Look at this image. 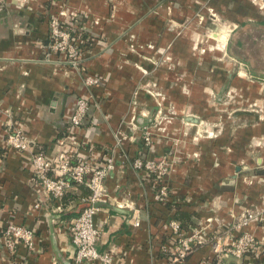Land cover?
Listing matches in <instances>:
<instances>
[{
    "label": "crops",
    "instance_id": "crops-1",
    "mask_svg": "<svg viewBox=\"0 0 264 264\" xmlns=\"http://www.w3.org/2000/svg\"><path fill=\"white\" fill-rule=\"evenodd\" d=\"M207 8L232 28L225 44L234 61L246 60L233 53L246 43L242 36L256 35L248 30L261 32L264 46V0H7L0 6V109L9 111L15 126L49 156L63 137L80 142L83 158L113 152L116 167L105 179L109 199L94 218L101 231L97 248L110 251L117 264H166L159 246L171 241L162 225L172 218L187 233L194 228L205 236L218 228L230 235L249 231L264 241V211L247 226H231L241 214L264 207V89L259 86L264 65L249 58L243 64L255 78L230 77L225 69L231 61L224 54L214 60L194 51L195 31L184 23L196 19L199 9L207 16ZM53 17L71 27L80 47V71L47 48ZM158 49L170 60L161 61ZM86 74L98 78L91 89L82 82ZM149 80L159 99L139 90L137 102H130L134 87ZM226 87L237 92L229 95ZM88 93L100 107L89 108L92 123L73 127L69 116L75 100ZM246 103L255 111L239 109ZM156 109L163 116L149 127L151 143L145 146L130 116L139 114L138 123L146 125ZM4 119L0 112V264H74L67 227L89 191L71 187L61 198L62 209H56L32 177L29 152L6 146ZM118 131L127 138L116 146ZM138 155L171 160L164 200L154 199L152 175L130 167ZM8 221L33 228L34 250L19 245L8 251L2 241ZM212 256L206 244L183 264H214ZM224 261L264 264V253Z\"/></svg>",
    "mask_w": 264,
    "mask_h": 264
},
{
    "label": "built area",
    "instance_id": "built-area-1",
    "mask_svg": "<svg viewBox=\"0 0 264 264\" xmlns=\"http://www.w3.org/2000/svg\"><path fill=\"white\" fill-rule=\"evenodd\" d=\"M7 0H0V6ZM63 14V13H61ZM58 17L48 21V43L50 51L62 53L64 62L80 71L79 50L72 41L71 28L62 25ZM83 84L93 88L98 83V78L91 74L82 77ZM92 93L79 96L75 100L74 108L69 116V123L73 127H82L92 123L93 116H89V108L94 105L100 107L92 97ZM0 112L5 115L4 141L7 147L18 151L29 152V165L32 177L40 189L43 190L55 208L61 210V198L71 188L76 189L84 185L88 194L82 196L83 206L79 214L71 219L67 231L74 247V264H117L109 251H99L97 248L100 238V228L95 224V214L102 205L108 202L109 196L105 187V179L115 169L116 161L112 150L108 151L100 159L93 157L83 158L80 155V142L75 138L63 137L57 139L56 149L51 156L44 153L39 145H36L20 127L15 126L11 114L7 110ZM148 125L131 126L140 136L145 146L151 143V132ZM126 135V136H125ZM127 138L126 133H115V145L119 146L122 139ZM130 167L134 171L145 170L155 179L157 189L154 194L156 201H162L168 196V188L164 179L171 170V160L168 156L156 159L145 158L138 155L131 159ZM118 208H124L115 202ZM263 209L256 212H246L234 219L232 228L247 226L255 219ZM134 226L139 225V219H135ZM163 228L171 232L170 242H163L159 251L167 258L166 264H183L186 257L200 246L208 244L213 254L214 264H229L224 261L228 257L241 259L251 254L258 257L264 253V241L257 239L251 232L244 231L237 235L228 234L229 230L218 228L210 236H205L200 228H194L189 233L182 230L181 224L175 219H169L163 223ZM2 241L8 251L13 252L17 246L23 245L28 250L35 248V232L33 228L8 221L2 230ZM239 264V263H235Z\"/></svg>",
    "mask_w": 264,
    "mask_h": 264
},
{
    "label": "rangeland",
    "instance_id": "rangeland-1",
    "mask_svg": "<svg viewBox=\"0 0 264 264\" xmlns=\"http://www.w3.org/2000/svg\"><path fill=\"white\" fill-rule=\"evenodd\" d=\"M196 12V15H194V17H196V19H189L187 21H185L184 25H188L189 23H192V27L193 30L195 31V33H193L192 35V47L194 49V51L201 53L202 55H209V58L216 60L218 56V54H224V57L227 60H230L231 62H229L230 64L227 65L228 68L225 69V76H227L228 74L231 76H234L236 74L244 77V78H255L254 75H251V73H249L248 71V67L245 66L247 59L249 58H253V59H257L256 63L257 65L261 66L262 64L264 65V46L263 44H260V40L263 39L261 36V32L259 33L258 30H256L255 32L252 30H248L251 31L250 34H256V35H251V36H242V38L245 40L246 43H244L243 46H241V50H238L237 53H233L236 55H241L242 58H245V61L239 62V61H234L231 57L232 54L231 53H226L227 50V45L225 44V38L228 35H230V29H232L228 23L226 21H224L223 19L220 18V16H218L217 13H215L213 11V9L207 8V16H204L203 13H200V9ZM183 25V26H184ZM177 27H181V26H177ZM182 29H184V27H181ZM261 36V37H260ZM78 49V47H76ZM134 53L136 52L134 50V48H131ZM158 53H159V59L161 61L163 60H170V58L168 57V53L166 52L165 49H158ZM206 51H209L206 53ZM142 54V53H141ZM143 55V54H142ZM257 57V58H256ZM144 59L146 61H152L153 63H156L155 60L152 59L151 56H145ZM245 62V64H243ZM210 73H215L216 72V68L215 67H210ZM140 71H142L143 74H150L148 70H145L143 68L140 67ZM260 85L262 89H264V77H261L259 79ZM227 89V90H226ZM225 92H229V95H233L234 93L231 92H237V89L232 88V87H226ZM139 90L145 92L146 94L150 93V94H156L157 99H159L160 93H158L156 91L155 88V83L153 81H146L145 83L143 82H139L136 87H134V89L132 90L131 93V97H130V102L136 103L137 102V96L139 93ZM159 104L160 101H158ZM161 106V105H160ZM239 109L240 110H244V111H251L254 112L255 110L253 109L254 107H252V104H240L239 105ZM160 109V107H159ZM227 113V112H226ZM232 112L229 111V115L228 118H233V115H231ZM161 114L160 116H163V113L161 110L158 111V109L155 110V113L149 117L148 120V126L152 127L154 126V124L157 123L158 121V115ZM139 115V114H138ZM137 114H135V112H133V114L130 116V126L133 127V125H137L142 126L138 123V116ZM145 116V115H143ZM229 119V120H230ZM135 130V129H134ZM255 142H252V144H254ZM258 144H260V142H257ZM258 171V170H257ZM262 172V171H261ZM259 173V171H258Z\"/></svg>",
    "mask_w": 264,
    "mask_h": 264
},
{
    "label": "trees",
    "instance_id": "trees-1",
    "mask_svg": "<svg viewBox=\"0 0 264 264\" xmlns=\"http://www.w3.org/2000/svg\"><path fill=\"white\" fill-rule=\"evenodd\" d=\"M62 25H64V27H66V28H71V27H69L68 26V24L66 23V24H62ZM73 34H72V32H71V36H72ZM73 37V36H72ZM75 37V36H74ZM73 41V40H72ZM76 41V40H75ZM75 41H73V43L75 44V46L76 47H78V50H80V47L76 44V42ZM79 186H84V185H79ZM66 194V193H65ZM65 194H64V196H65ZM64 196L62 197V199L64 198ZM81 211V210H80ZM172 219H175V220H177V218H172ZM178 221V220H177Z\"/></svg>",
    "mask_w": 264,
    "mask_h": 264
},
{
    "label": "water",
    "instance_id": "water-1",
    "mask_svg": "<svg viewBox=\"0 0 264 264\" xmlns=\"http://www.w3.org/2000/svg\"><path fill=\"white\" fill-rule=\"evenodd\" d=\"M264 171H262V173H263Z\"/></svg>",
    "mask_w": 264,
    "mask_h": 264
}]
</instances>
